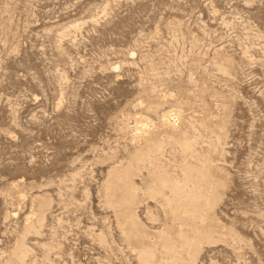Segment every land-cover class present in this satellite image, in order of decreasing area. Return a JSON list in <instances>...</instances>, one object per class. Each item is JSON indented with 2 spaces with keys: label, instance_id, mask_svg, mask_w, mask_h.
<instances>
[{
  "label": "rangeland",
  "instance_id": "rangeland-1",
  "mask_svg": "<svg viewBox=\"0 0 264 264\" xmlns=\"http://www.w3.org/2000/svg\"><path fill=\"white\" fill-rule=\"evenodd\" d=\"M0 264H264V0H0Z\"/></svg>",
  "mask_w": 264,
  "mask_h": 264
}]
</instances>
